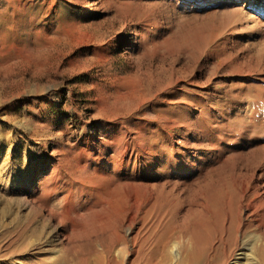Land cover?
Wrapping results in <instances>:
<instances>
[{
  "label": "rangeland",
  "instance_id": "374dc122",
  "mask_svg": "<svg viewBox=\"0 0 264 264\" xmlns=\"http://www.w3.org/2000/svg\"><path fill=\"white\" fill-rule=\"evenodd\" d=\"M119 115L125 128H145L138 141L149 151L170 136L192 162L204 155L198 166L206 180L190 192L193 202L202 194L205 212L172 218L164 232L150 233L151 220L140 237L153 245L162 234L197 228L215 237L218 212L233 193L236 154L252 155L264 144V0H0V253L15 251L10 264L33 254L31 264H85L87 236L101 235L109 250L119 246L120 219L104 221V232L87 219L91 191L69 174L80 140H106L105 127L114 132ZM165 115L176 126L167 133ZM255 154L245 157L253 162ZM197 179L198 169L174 177ZM84 187L72 202L90 235L69 231L52 245L64 229L58 218L67 217L61 195ZM52 189L60 198L48 197ZM135 236L127 239L130 248L145 245ZM30 240L32 248L21 252ZM138 257L125 254L122 261ZM216 262L212 255L209 264Z\"/></svg>",
  "mask_w": 264,
  "mask_h": 264
},
{
  "label": "bare ground",
  "instance_id": "6f19581e",
  "mask_svg": "<svg viewBox=\"0 0 264 264\" xmlns=\"http://www.w3.org/2000/svg\"><path fill=\"white\" fill-rule=\"evenodd\" d=\"M106 99L107 97L104 100L106 101ZM164 100L168 102V98ZM119 116L112 123L114 132H109L111 131L110 126L105 127L106 134L109 133L108 138L105 137L106 140L99 139L91 134L85 135L80 140L79 145H77L80 157L71 169L68 168L70 176L74 177V182L75 178L77 179L79 176L80 182L86 184L87 189L91 191L90 197L94 200V206L87 209L88 213L85 215L87 219L91 222L101 223L99 229L102 231L103 226H106V224H102L104 221L110 222L112 219H120L121 227L119 232L116 233L119 246L109 250L103 246L101 235L100 239L87 236L91 249L84 261L85 264H124L126 260H122L125 254L133 256L139 254L137 259L127 262V264H136L140 261H143V264H201L206 255L209 260L214 255L217 259L215 264H264V144H258L257 148L255 147L256 149L253 148V154L250 155L253 156L254 153H257L255 154L257 158L253 162L248 161L249 158L245 157L249 153L246 154L242 151L245 154H236V157L238 155V163L237 166L235 165L236 170H233L235 177L233 178V184H231L233 186L230 187L233 188V193H230L231 199L229 198L230 195L227 197L230 199L228 207L225 204L226 207L218 212L221 226L215 237L210 235L211 227V229L209 228L210 236H207L208 234L204 235L205 232L202 234V231L199 234L197 228L198 233L196 232V234L194 232L188 233V235L176 233L173 238H167V235L161 232L168 230L167 223L170 219L176 218L182 221L192 213L203 214L205 201L202 194L198 192L197 196L196 192V201L193 202V194H191L193 191L190 192V190H193L192 187H200L199 189H201L202 183L206 180L202 177V167L198 166L204 155L194 156L196 160L192 162L191 159H188V155L186 156L183 152L180 153V150L174 147L175 143L170 139V136H166L168 140L160 144L162 148L159 151L156 149L149 151V144L145 146L141 141H138L143 137L142 133H145V128L141 125L125 128L126 123L122 121V116ZM165 116V133L175 130L176 126L172 118ZM125 135L126 137L121 139V136ZM133 143H136V147ZM257 143H260V141ZM217 148L212 146L214 151ZM201 149L205 150L204 148ZM197 169L199 179L193 181L192 184L187 181L174 180L176 174H188ZM56 183L57 181L54 185ZM27 187L32 189L34 180H31L30 185ZM52 190L47 193L48 197L60 198L58 196L60 193H57L55 189ZM84 190L85 187L84 189L71 188L64 192L65 194L61 193L63 195H61L63 197L62 202L67 205L65 208L67 217L61 220L58 218L64 229L60 234L56 233L52 237V245L57 236L66 239L69 231L74 233L82 230L86 232H84L86 235L88 232L90 235V231L87 230L89 229L87 226L88 221L86 219L87 222L82 220L81 210L72 202L76 199L75 195L78 191L84 192ZM45 191L47 192V190ZM201 198L204 202L201 201ZM215 216L218 217L217 214ZM151 220L155 224L149 229L150 233L152 231L156 232L157 229H164L160 232L162 237L153 245H151V240V243H149V239H145L143 236L140 237ZM137 228L139 229L136 231ZM205 228H202V230H205ZM123 230L127 231V235L126 233L124 235ZM134 233H136V236L132 241L135 242L140 237L145 245L138 248L136 244H132L133 248L128 246L129 241L127 239ZM102 235L107 234L102 233ZM168 237L171 236L168 235ZM83 238L85 239V237ZM32 241L30 240V243L23 245L20 249L21 252L31 249ZM175 249L176 252H174ZM247 250H250L253 255V259L249 262L246 261L248 260V254L245 253ZM14 253V250L0 253V264H10L8 260L11 259ZM37 255H31L24 260V264H31ZM208 259L206 264H209Z\"/></svg>",
  "mask_w": 264,
  "mask_h": 264
}]
</instances>
